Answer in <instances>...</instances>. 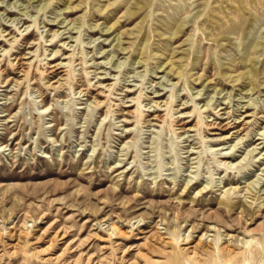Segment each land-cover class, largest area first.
<instances>
[{
	"label": "rangeland",
	"instance_id": "1",
	"mask_svg": "<svg viewBox=\"0 0 264 264\" xmlns=\"http://www.w3.org/2000/svg\"><path fill=\"white\" fill-rule=\"evenodd\" d=\"M0 264H264V0H0Z\"/></svg>",
	"mask_w": 264,
	"mask_h": 264
},
{
	"label": "bare ground",
	"instance_id": "2",
	"mask_svg": "<svg viewBox=\"0 0 264 264\" xmlns=\"http://www.w3.org/2000/svg\"><path fill=\"white\" fill-rule=\"evenodd\" d=\"M10 34H8V36H9ZM19 63V62H18ZM61 65V64H60ZM59 65V66H60ZM55 68L56 67H58V66H54ZM60 68H57L55 71H53V72H56L57 73V71L59 70ZM19 70H20V73L21 72H23V73H25V64L24 63H22L21 62V64H19ZM58 84V83H57ZM126 92H128V93H132V91H129V90H126ZM157 97V96H156ZM128 99V98H127ZM151 102H153V101H151ZM158 102V101H157ZM157 102H154V106L153 107H156L157 108V111H156V113H158V111H161V110H159L160 108H161V103H157ZM103 103V102H102ZM100 105H101V103H100ZM164 105H168L167 103L166 104H164ZM208 106V105H207ZM241 106V105H240ZM239 106V107H240ZM246 106V105H245ZM245 106L244 107H242V108H240V109H245ZM171 107H172V105H171ZM182 109H186V108H182ZM205 109V108H204ZM239 108H238V110H237V112H240L241 110H240ZM246 109H249V108H246ZM223 110H226V109H223V108H221L217 113H220V111H223ZM204 111H209V108H206ZM131 112H127L126 113V115H129ZM234 113L235 112H233L232 114H231V112H228V113H224V115H229L230 117L229 118H227V120H230V119H232L233 118V115H234ZM243 115H245L244 116V119H242L243 118ZM183 117L185 118V116H182L180 119H183ZM186 117H190V116H186ZM250 117H252V115L251 114H248V111H245L244 112V114H240V116L237 118V120H235V121H237V122H235V123H231V122H226L225 124H223V123H217V122H215V123H211V124H209L208 125V128L209 129H212V130H214V129H219V130H221V131H223V133H227V135H225V136H223V135H221V136H219V137H223L222 138V140H220V141H226V140H229V139H233V138H238L239 136H241V133H242V131L244 130V127H245V125H248L249 124V122H246V119L247 118H250ZM160 118H162V116H160V115H154V117L152 118V121L154 120V121H157V120H159ZM172 118L173 119H175L174 118V116H172ZM164 119V118H163ZM181 121V120H179V118H176L175 119V121ZM124 121H126V120H124ZM238 121H240V122H238ZM149 122V121H148ZM180 123V122H179ZM177 124V123H176ZM183 124V123H182ZM182 124H179L180 126L182 125ZM184 125V124H183ZM195 128H197V126L195 127ZM180 129H182V131H183V133H184V135H187V133H186V131H184L185 130V128H183V127H181ZM190 130H188V132H189ZM216 135V134H215ZM252 152H248V154L246 155V157H248V155L249 154H251ZM254 153V152H253ZM191 156V155H190ZM260 156H262V155H260ZM115 225V224H114ZM113 230L115 231H117V228H115V227H113ZM119 230V229H118ZM120 232V231H119ZM121 233V232H120ZM208 235V234H207ZM66 236V235H65ZM204 236V235H203ZM205 236H206V234H205ZM202 238V237H201ZM51 248V247H50ZM195 252V251H194Z\"/></svg>",
	"mask_w": 264,
	"mask_h": 264
}]
</instances>
